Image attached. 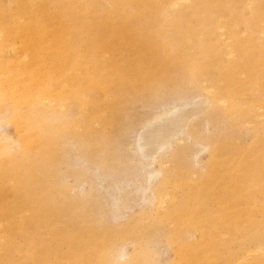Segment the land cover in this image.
Listing matches in <instances>:
<instances>
[{
  "label": "rangeland",
  "instance_id": "374dc122",
  "mask_svg": "<svg viewBox=\"0 0 264 264\" xmlns=\"http://www.w3.org/2000/svg\"><path fill=\"white\" fill-rule=\"evenodd\" d=\"M176 2L0 0V264H264V0Z\"/></svg>",
  "mask_w": 264,
  "mask_h": 264
},
{
  "label": "bare ground",
  "instance_id": "6f19581e",
  "mask_svg": "<svg viewBox=\"0 0 264 264\" xmlns=\"http://www.w3.org/2000/svg\"><path fill=\"white\" fill-rule=\"evenodd\" d=\"M178 2H181V1H184V0H177ZM178 2H176V3H178ZM176 5V4H175ZM229 56V55H228ZM8 92V91H7ZM28 93V92H27ZM13 95V94H12ZM15 95V94H14ZM19 95V94H18ZM2 96V95H1ZM17 96V95H16ZM25 96H27V95H25ZM19 97V96H18ZM21 97V96H20ZM22 98V97H21ZM2 100H4V99H2ZM8 103V102H7ZM30 103V102H29ZM1 105V104H0ZM30 105V104H29ZM188 105V103H185V102H181V103H176V104H174L173 106H169V107H165V108H163V109H161L160 111H158L157 113H155V115L154 116H152L151 118H150V121L148 120L147 122L150 124V122H155V121H159V120H161V119H164V118H167V117H169L170 115H172V114H174L176 111H178V109L177 108H183V107H186ZM30 109V108H29ZM23 110H24V108H23ZM32 110V109H31ZM25 112V111H24ZM22 113V112H21ZM19 118V117H18ZM187 118V117H186ZM17 120V119H16ZM16 120H15V123H16ZM151 123V124H152ZM18 124V123H17ZM16 124V125H17ZM21 124V123H20ZM22 124H23V122H22ZM147 124V123H146ZM145 124V125H146ZM17 127V126H16ZM19 128V127H18ZM23 128V127H22ZM184 128H185V126H184ZM67 129V128H66ZM181 131V130H180ZM20 133V132H19ZM0 136H2V135H0ZM21 136V135H20ZM28 136V135H27ZM22 137V136H21ZM167 137V136H166ZM20 138V137H19ZM28 138V137H27ZM21 139V138H20ZM0 140H3L2 138L0 139ZM0 142H2V141H0ZM157 143V142H156ZM170 143V140H166V139H164V140H161V141H159L158 143H157V145H156V148H155V151H154V154L152 155L153 157H152V160L153 161H155L153 158H154V156L155 155H157L160 151H162V149L167 145V144H169ZM171 144H172V142H171ZM168 146V145H167ZM21 147V146H20ZM37 147V146H36ZM134 147V146H133ZM144 146H143V144H141V142H139L138 140H136L135 141V149H133L132 148V150L131 151H134V154H135V152L140 156V158L141 159H146L149 155V153L147 154L145 151H144V148H143ZM170 147V146H169ZM206 147V146H205ZM19 150V149H18ZM166 150H167V148H166ZM19 152V151H18ZM133 153V152H132ZM19 155H20V153H19ZM31 155V154H30ZM23 156H25V155H23ZM149 157H151V155L149 156ZM148 157V158H149ZM212 157V156H211ZM241 157V156H240ZM38 159V158H37ZM156 160L158 161V157L156 158ZM27 161H28V159H27ZM77 161V160H76ZM143 161V160H142ZM211 161V160H210ZM23 162V161H22ZM151 162V161H150ZM86 163V162H85ZM84 163V161H83V164H85ZM139 163V162H138ZM154 163V162H153ZM74 164V163H73ZM4 165V164H3ZM86 165V164H85ZM27 166V165H26ZM31 166V165H30ZM6 167V166H5ZM8 167V166H7ZM32 167V166H31ZM38 167V166H37ZM147 167V166H146ZM80 168V167H79ZM12 171V170H11ZM10 171V172H11ZM25 172V171H24ZM41 172V171H40ZM78 173H80L81 175L84 173V171H82V169L81 170H78L77 171ZM158 172H159V170H158ZM85 174V173H84ZM83 174V175H84ZM91 174H93V173H91ZM153 174H155V173H153V172H148V174L146 175L147 176V178H152V177H154L155 175H153ZM19 175H21V173L19 174ZM94 175H95V173H94ZM158 175H160V173L158 174ZM213 175V174H212ZM96 176H99L98 174L96 175ZM102 176V175H101ZM100 176V177H101ZM106 176V175H105ZM145 177V176H144ZM97 178V177H96ZM106 179V178H105ZM18 180V179H17ZM165 178H164V176L161 174L160 175V179L157 181V183L160 181V184H166L167 182H165ZM144 181V180H143ZM150 181V180H149ZM249 181V180H248ZM36 182V181H35ZM99 182H103V180L102 181H99ZM153 182V181H152ZM100 183V184H101ZM122 183V182H121ZM125 184V183H124ZM37 185V184H36ZM159 185V184H158ZM25 186V185H24ZM157 187V186H156ZM117 188V187H116ZM147 188H149V187H147V185L145 186V187H142V188H140V189H142V191L140 192L141 193V195H143L144 193H146V190H149V189H147ZM150 188H151V186H150ZM230 188V187H229ZM121 190H122V188H120ZM120 189H118L119 191H120ZM158 189V188H157ZM116 190V189H115ZM156 190V189H155ZM155 190L154 189H152V192H153V194L154 195H156V192H155ZM230 190V189H229ZM137 191H139V189L138 190H136V192ZM158 192H159V190H158ZM248 195V194H247ZM32 197V196H31ZM118 198V197H117ZM116 198V200L114 201V200H112V202H115V203H112L113 204V208H114V204L116 205L118 202H117V199ZM113 199H114V197H113ZM142 199V198H141ZM120 200V199H119ZM62 202V201H61ZM111 203V202H110ZM62 204H63V202H62ZM61 204V205H62ZM56 206V205H55ZM176 206V205H175ZM116 207V206H115ZM177 207V206H176ZM178 207H179V205H178ZM112 208V209H113ZM117 208V207H116ZM34 209V208H33ZM57 209V208H56ZM118 209V208H117ZM114 210H115V208H114ZM176 210V209H175ZM116 211V210H115ZM58 212V211H57ZM51 213V212H50ZM115 213V212H114ZM53 214V213H52ZM37 215V214H36ZM67 215V214H66ZM111 215H113L112 213H111ZM171 215V214H170ZM170 215L168 216V217H170ZM51 216V215H50ZM45 217V216H44ZM34 218H36V216L34 217ZM47 218V217H46ZM77 218V217H76ZM79 218V217H78ZM183 218V217H182ZM188 218V217H187ZM190 218V217H189ZM74 219V218H73ZM44 220V219H43ZM176 220V219H175ZM195 224V223H194ZM125 225L126 224H124L123 226H122V228L121 229H123V231L124 232H129V227H126L125 228ZM40 226V225H39ZM71 227V226H70ZM87 227V226H86ZM73 228V227H72ZM71 228V229H72ZM75 229V228H74ZM78 229V228H77ZM34 231V230H33ZM261 231V230H260ZM65 233V232H64ZM85 234V233H84ZM59 235V234H58ZM85 235H88L87 233L85 234ZM84 235V236H85ZM89 236V235H88ZM38 240V239H37ZM81 240V239H80ZM77 241V240H76ZM99 244V243H98ZM212 246V245H211ZM86 248V247H85ZM258 250H260V249H258ZM37 252V251H36ZM58 252V251H57ZM121 253V252H120ZM206 253V252H205ZM202 254V253H201ZM122 255H124V254H122ZM193 257H195V256H193ZM195 264V263H194Z\"/></svg>",
  "mask_w": 264,
  "mask_h": 264
}]
</instances>
